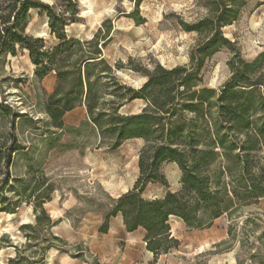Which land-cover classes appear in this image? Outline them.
Instances as JSON below:
<instances>
[{
  "label": "rangeland",
  "instance_id": "rangeland-1",
  "mask_svg": "<svg viewBox=\"0 0 264 264\" xmlns=\"http://www.w3.org/2000/svg\"><path fill=\"white\" fill-rule=\"evenodd\" d=\"M38 1L78 43L61 46L33 9L24 33L40 40L46 68L23 45L0 53V264H264V197L241 200L248 179L264 186V0ZM78 66L89 86L79 87ZM231 82L245 86L236 87L244 111L229 129L217 98ZM51 103L71 108L62 128ZM88 104L104 115L103 134ZM114 110L135 118L118 147ZM166 157L196 166L229 210L193 227L169 216L175 241L155 257L146 230L127 232L111 211L141 166L155 178L142 199L180 192L182 171Z\"/></svg>",
  "mask_w": 264,
  "mask_h": 264
},
{
  "label": "trees",
  "instance_id": "trees-1",
  "mask_svg": "<svg viewBox=\"0 0 264 264\" xmlns=\"http://www.w3.org/2000/svg\"><path fill=\"white\" fill-rule=\"evenodd\" d=\"M71 2V1H69ZM75 5L74 3L72 4ZM33 9H41L48 16V26L51 33L56 36L65 46L69 43L77 42L75 39L65 40L63 33V26L65 25V19L63 16L56 18L50 6L41 3L38 0H0V53H10L15 55V44L23 45L28 50L29 61L36 70L45 69V58L47 52H40L41 46H38L40 42L37 38H32L29 35H25L24 29L27 27L28 12ZM211 37L206 46L212 42ZM69 40V41H68ZM88 45L92 42H86ZM91 53H83L82 58L91 56ZM93 59V58H88ZM88 62L83 64V70H86ZM76 80L79 87L82 86V81L89 86L88 77L81 73V69H76ZM59 79H62V74L58 73ZM83 78V80H82ZM237 77L234 78V82ZM114 80L113 78L111 79ZM234 82L229 83L218 95V101L220 103L219 111L225 117V122L229 124L228 128L236 127L232 124L238 123L234 121L237 116L241 115L244 111V107L237 101L240 89H236L237 86L245 87L243 85H235ZM150 81L146 83L148 85ZM241 84H245L242 83ZM260 83H253L256 86ZM145 85V86H146ZM56 106V107H55ZM71 108H59L57 103L47 104V113L49 117L56 122V127L62 128L63 124L60 119L64 112L69 111ZM88 119L94 124L100 134H103L104 127L102 125L103 116L99 117L94 111V107L91 104L86 106ZM168 113V112H165ZM111 128L108 129L115 134V139L109 143L110 147H118L121 140L125 139L123 134L124 124L135 118L133 116L123 117L116 110L110 114ZM116 121H121L123 124L119 129L115 128ZM58 122V123H57ZM162 152H175V149H166L160 147L158 153ZM178 165L182 171V190L180 192L171 193L168 192L163 198L144 200L141 198L143 191V185L145 181H154L155 178L151 175H144V169L140 167V175L137 178L132 190L121 195L113 210L111 216L121 214L123 224L127 232H133L139 227L146 230L145 241L147 242V249L153 252L154 256H158L159 252L167 253L169 246H163L162 242L171 244L175 240L169 238L167 229V219L169 216L179 217L189 227L201 226L203 224L209 225L212 220L220 217L226 213L228 204L225 201H220L218 197V191H213L207 184V178L202 177L197 170L196 166L190 167L185 164L181 159L174 157H166ZM159 157L156 159L158 163ZM175 164V163H174ZM247 178H251L249 173H246ZM248 185V190L244 193L241 200H247L251 198L264 197V186L254 182L252 179ZM143 181V183H142ZM186 195H193L195 198L191 203L185 200ZM202 210L203 217L197 219V213ZM163 246V247H162ZM162 247V248H161Z\"/></svg>",
  "mask_w": 264,
  "mask_h": 264
},
{
  "label": "bare ground",
  "instance_id": "bare-ground-1",
  "mask_svg": "<svg viewBox=\"0 0 264 264\" xmlns=\"http://www.w3.org/2000/svg\"><path fill=\"white\" fill-rule=\"evenodd\" d=\"M81 1H83V0H81ZM82 11L84 12V8H83V7H82L81 12H82ZM84 13H85V12H84ZM128 191H129L128 187H123L121 193H122V195H123L124 193H126V192H128Z\"/></svg>",
  "mask_w": 264,
  "mask_h": 264
}]
</instances>
